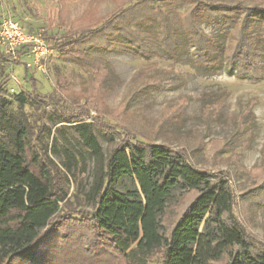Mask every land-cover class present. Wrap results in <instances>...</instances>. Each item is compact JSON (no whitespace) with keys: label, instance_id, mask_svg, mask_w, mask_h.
Wrapping results in <instances>:
<instances>
[{"label":"trees","instance_id":"1","mask_svg":"<svg viewBox=\"0 0 264 264\" xmlns=\"http://www.w3.org/2000/svg\"><path fill=\"white\" fill-rule=\"evenodd\" d=\"M185 1L189 7L182 14L165 10L157 0L123 2L99 28L67 35L62 54L87 45L142 57L157 42L173 57L183 38L195 47L197 66L258 80L263 67L255 61L264 58V23L252 36L250 21L264 17V5L258 0ZM202 22L220 24L224 39L204 36ZM78 52L83 55L76 58L79 66L92 64L98 73L106 72L99 57L86 49ZM31 103L24 93L13 101L0 97V264H264V252L233 213L227 176L198 169L183 151L129 130L117 132L122 139L104 159L91 122L65 121L95 162L93 183L84 193L89 210L72 206L66 175L35 141L39 127L25 111ZM190 193L193 199L166 230L162 218L168 208ZM110 259L115 260L107 263Z\"/></svg>","mask_w":264,"mask_h":264},{"label":"rangeland","instance_id":"2","mask_svg":"<svg viewBox=\"0 0 264 264\" xmlns=\"http://www.w3.org/2000/svg\"><path fill=\"white\" fill-rule=\"evenodd\" d=\"M126 1L130 0H0V16L8 10L25 31L42 32L52 47L48 78L40 73L27 75L21 62L0 55V97L13 101L24 93L32 100L25 111L39 127L35 141L66 175L64 186L72 206L89 210L84 193L95 176L93 157L66 123L74 117L92 123L104 159L122 139L117 132L129 130L148 142L183 151L198 169L227 176L235 198L233 213L256 248L264 252V52L263 59L255 61L263 67L258 80H239L223 69L197 66L195 47L183 38L177 41L173 57L157 42H151L142 57L87 45L71 48L72 55L62 54L61 42L67 35L99 28ZM157 1L178 14L189 7L185 0ZM258 2L264 5V0ZM263 23L264 17L250 21L252 36L261 33ZM199 29L204 36L221 39L226 32L218 23L202 22ZM82 49L99 57L106 72L98 73L92 64L79 66L76 58H83L78 52ZM178 194L175 191L170 202ZM193 196L187 194L168 208L162 218L166 230ZM81 258L91 263L88 256Z\"/></svg>","mask_w":264,"mask_h":264},{"label":"built area","instance_id":"3","mask_svg":"<svg viewBox=\"0 0 264 264\" xmlns=\"http://www.w3.org/2000/svg\"><path fill=\"white\" fill-rule=\"evenodd\" d=\"M0 55L11 62H21L27 75L40 73L49 77L52 47L42 32L25 31L8 10L0 16Z\"/></svg>","mask_w":264,"mask_h":264}]
</instances>
